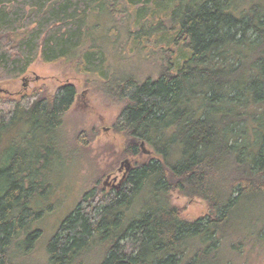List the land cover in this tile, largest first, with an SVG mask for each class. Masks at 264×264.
Here are the masks:
<instances>
[{"label": "trees", "instance_id": "obj_1", "mask_svg": "<svg viewBox=\"0 0 264 264\" xmlns=\"http://www.w3.org/2000/svg\"><path fill=\"white\" fill-rule=\"evenodd\" d=\"M93 18L112 33L122 23L128 54L152 71L138 80L110 70ZM38 57L93 75L124 103L125 152L147 151L117 188L83 195L46 264H247L243 248L261 245L264 226L254 219L239 238L233 215L264 207V0H0V70L21 75ZM75 99L71 84L0 99V264L32 252ZM173 193L207 214L184 220Z\"/></svg>", "mask_w": 264, "mask_h": 264}, {"label": "rangeland", "instance_id": "obj_2", "mask_svg": "<svg viewBox=\"0 0 264 264\" xmlns=\"http://www.w3.org/2000/svg\"><path fill=\"white\" fill-rule=\"evenodd\" d=\"M99 21L92 19L95 28L92 34L104 51L106 66L118 75H131L138 80L146 77L152 66H148L147 60L138 54H128L127 35L122 23H118L119 30L112 33L108 22L103 20L99 25ZM93 77L80 74L63 62L43 63L39 57L21 75L6 78L5 72L0 70L2 100L20 101L40 93L52 94L64 84H71L76 89L75 102L63 116L57 131L56 160L47 168L52 192L36 205V209L43 212L34 225L40 232L28 260H21L20 264H46L48 242L76 209L83 195L94 185L106 191L116 188L128 173L125 174L126 166L130 170L146 159L147 152H142L145 147L135 157L125 152L129 141L116 130V120L124 103L107 94L101 82ZM173 202L186 221H194L207 214L206 204L200 199H186L173 193ZM235 211L233 231L237 230L239 238L245 231H254L251 225L254 219H258L255 230L264 226V207L257 210L241 205ZM252 246L243 248L245 262L264 264V238L261 245Z\"/></svg>", "mask_w": 264, "mask_h": 264}, {"label": "water", "instance_id": "obj_3", "mask_svg": "<svg viewBox=\"0 0 264 264\" xmlns=\"http://www.w3.org/2000/svg\"><path fill=\"white\" fill-rule=\"evenodd\" d=\"M140 147L142 148V149H144L143 147H144V144L143 143H141V145H140ZM142 152L144 153H146L147 151L146 150H142ZM123 164H127V162H124ZM121 168H122V165H121ZM121 168H120V170L119 171H121ZM128 170H129V168H128V166H126V168H125V174H126V172H128ZM119 182H121V181H119Z\"/></svg>", "mask_w": 264, "mask_h": 264}, {"label": "flooded vegetation", "instance_id": "obj_4", "mask_svg": "<svg viewBox=\"0 0 264 264\" xmlns=\"http://www.w3.org/2000/svg\"><path fill=\"white\" fill-rule=\"evenodd\" d=\"M116 188H117V186H116Z\"/></svg>", "mask_w": 264, "mask_h": 264}]
</instances>
